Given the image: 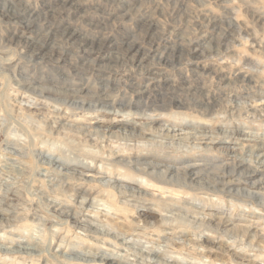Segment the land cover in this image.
<instances>
[{
	"label": "rangeland",
	"instance_id": "1",
	"mask_svg": "<svg viewBox=\"0 0 264 264\" xmlns=\"http://www.w3.org/2000/svg\"><path fill=\"white\" fill-rule=\"evenodd\" d=\"M0 264H264V0H0Z\"/></svg>",
	"mask_w": 264,
	"mask_h": 264
},
{
	"label": "bare ground",
	"instance_id": "2",
	"mask_svg": "<svg viewBox=\"0 0 264 264\" xmlns=\"http://www.w3.org/2000/svg\"><path fill=\"white\" fill-rule=\"evenodd\" d=\"M55 1V0H54ZM66 6L65 5V1L64 2H62V6ZM137 10V9H136ZM64 13V12H63ZM12 17V16H11ZM38 17V16H37ZM75 31V30H74ZM77 32V31H76ZM62 34V33H61ZM79 37H81L78 33H69V36H68V39H67V42H69V41H78V40H80L79 39ZM209 38V37H208ZM140 40V39H139ZM33 41V40H32ZM91 41V40H90ZM185 41V40H184ZM81 42V47L83 48L84 47V49H85V47L86 46H91V49L93 50V49H97L98 50V52H101V53H103L104 52V50H103V45L102 44H98V43H95V42H90V44H88V41L85 39V40H81L80 41ZM35 43V42H34ZM72 44V43H71ZM32 45V44H31ZM29 46V45H28ZM35 46V45H34ZM30 48V47H29ZM38 48V47H37ZM37 48H35V49H37ZM42 48V47H41ZM108 48V47H107ZM31 49V48H30ZM33 49V48H32ZM34 50V49H33ZM40 50V49H39ZM91 50V51H92ZM119 50V49H118ZM127 51H130V52H136L137 51V53L140 51L139 49H136L135 48V45L134 44H129V45H127ZM35 52V51H34ZM96 52V51H95ZM141 52V51H140ZM143 52V51H142ZM33 53V52H32ZM40 53V52H39ZM36 54V53H35ZM91 54H92V52H91ZM103 61L104 60H106L105 58H103L102 59ZM138 61V60H137ZM142 63V62H141ZM46 88V87H45ZM24 91V90H23ZM78 93V92H77ZM241 106V105H240ZM237 116V115H236ZM254 116V115H253ZM141 117V116H140ZM193 125V124H192ZM56 130V129H55ZM129 132V131H128ZM158 132V131H157ZM93 134V133H92ZM134 134H137V133H133V135ZM132 135V134H131ZM130 135V136H131ZM132 135V136H133ZM88 136V135H87ZM134 136H136V135H134ZM167 136V135H166ZM138 138H145V135L143 136L142 134H139V136H138ZM77 140V139H76ZM156 141V140H155ZM150 150V149H149ZM260 151V150H259ZM10 153V152H9ZM111 153V152H110ZM238 154V153H237ZM13 155V154H12ZM190 159V158H189ZM151 164V163H150ZM149 164V165H150ZM159 165V164H158ZM244 165V164H243ZM260 166V165H259ZM59 167V166H58ZM189 167H191V166H189ZM244 167V166H243ZM249 167V166H248ZM261 167V166H260ZM147 168V167H146ZM162 168V167H161ZM187 168V167H186ZM195 168V167H194ZM170 169V168H169ZM168 169V170H169ZM252 169V168H251ZM167 170V171H168ZM156 171V170H155ZM164 171V170H163ZM185 171V170H184ZM169 172V171H168ZM175 172V171H174ZM212 172V171H211ZM152 173V172H151ZM154 173V172H153ZM192 173H194V172H192ZM192 173H191V175H192ZM252 173V172H251ZM256 173V172H255ZM20 174V173H19ZM196 174H197V172H196ZM253 174H254V172H253ZM148 175H150L149 173H148ZM190 175V176H191ZM198 175V174H197ZM248 175H249V173H248ZM164 176H167V174L165 175V174H162V173H159V177H161V179L163 180V178L162 177H164ZM172 176V175H171ZM177 176V175H176ZM179 176V175H178ZM232 176V175H231ZM251 176H252V174H251ZM254 176V175H253ZM87 177V176H86ZM88 177H89V175H88ZM153 177V176H152ZM158 177V176H157ZM249 177V176H248ZM170 179H171V177H169ZM251 178V177H250ZM158 179H160V178H158ZM179 179V178H178ZM187 180V179H186ZM219 180V179H218ZM165 181V180H164ZM171 181V180H170ZM249 181V180H248ZM162 182V181H161ZM252 182V181H251ZM163 183V182H162ZM161 183V184H162ZM166 183V182H165ZM172 183V182H171ZM256 183V182H255ZM230 184V183H229ZM202 185V184H201ZM210 187V186H209ZM228 190V189H227ZM236 191V190H235ZM228 192V191H227ZM69 194V193H68ZM83 202V201H82ZM84 204V203H83ZM81 214V213H80ZM206 226V225H205ZM190 227V226H189ZM255 228V227H254ZM208 231V230H207ZM215 231V230H214ZM230 232V231H229ZM120 238V237H119ZM126 244H128V243H126ZM26 248V247H25ZM19 252V251H18ZM131 253V252H130ZM220 253V252H219ZM12 254V253H11ZM159 254V253H158ZM100 257V256H99ZM103 257V256H102ZM110 257V256H109ZM153 258V257H152ZM55 259V258H54ZM103 260L104 261H110V262H113L114 261V259L111 257V258H107L106 256L105 257H103ZM156 260V259H155ZM158 260V259H157ZM102 261V260H101ZM158 262H159V260H158ZM102 263V262H101ZM156 263V262H155Z\"/></svg>",
	"mask_w": 264,
	"mask_h": 264
}]
</instances>
